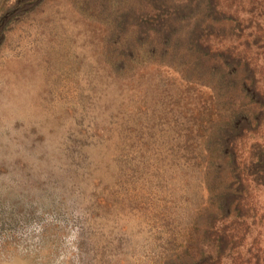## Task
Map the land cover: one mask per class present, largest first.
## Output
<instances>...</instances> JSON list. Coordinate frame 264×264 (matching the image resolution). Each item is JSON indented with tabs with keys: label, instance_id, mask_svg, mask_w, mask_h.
Segmentation results:
<instances>
[{
	"label": "rangeland",
	"instance_id": "obj_1",
	"mask_svg": "<svg viewBox=\"0 0 264 264\" xmlns=\"http://www.w3.org/2000/svg\"><path fill=\"white\" fill-rule=\"evenodd\" d=\"M256 93L264 0H0V264H200L214 225L212 264H264V185L222 214L206 183Z\"/></svg>",
	"mask_w": 264,
	"mask_h": 264
},
{
	"label": "trees",
	"instance_id": "obj_2",
	"mask_svg": "<svg viewBox=\"0 0 264 264\" xmlns=\"http://www.w3.org/2000/svg\"><path fill=\"white\" fill-rule=\"evenodd\" d=\"M248 103L251 104V108L253 109L251 114L245 113L244 111L242 113H231L229 123L221 130L220 140H218L219 148L209 161V172L206 173L208 192H211L210 194H216L218 199L216 202L217 208L221 213L226 212V214H230L232 212V206H235L234 210H237L239 213V209L236 208V203L233 202L236 200L235 196H238V193L244 189L242 183L244 174L253 175L255 180L259 179L264 185V146L258 145L257 150L255 148V151L252 153L253 159L251 158L250 165L247 167L240 166L235 162V155L230 152L229 148V138L240 136V130L243 127L244 131L249 132L251 123L256 122L259 114L255 113L254 106H257L264 113V100L259 93L251 96ZM241 206L242 204L239 205V208ZM209 221V224L211 223L212 225L215 224L216 219L211 217ZM215 231L216 227L214 225L212 234L216 235L210 245L211 249L208 248L209 246L206 247L208 250L202 254L200 264H212L213 261H219L221 252H223V245H228V242H230L229 235L226 238L224 233L220 234Z\"/></svg>",
	"mask_w": 264,
	"mask_h": 264
}]
</instances>
